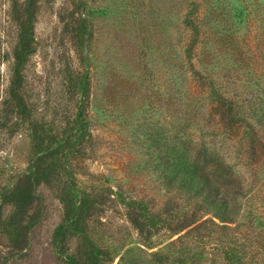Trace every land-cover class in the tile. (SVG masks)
Masks as SVG:
<instances>
[{
    "label": "rangeland",
    "instance_id": "obj_1",
    "mask_svg": "<svg viewBox=\"0 0 264 264\" xmlns=\"http://www.w3.org/2000/svg\"><path fill=\"white\" fill-rule=\"evenodd\" d=\"M194 1L200 3L196 15L205 25L189 59L186 52L194 35L184 17ZM11 6V0H0V109L17 42ZM82 25L87 29L83 50L75 34ZM35 39L24 92L39 119L61 121L72 113L77 96L67 90L70 76L87 69L93 74L88 109L94 149L76 158L73 167L79 187L102 200L89 219L97 244L113 258L127 255L139 264H155L153 252H170L172 262L186 258L180 250L187 247L201 252V264L224 263L222 250L216 249L221 240L205 232L197 243L162 230L151 238V248L147 247L127 208L114 194L145 198L155 210L160 209L169 193L146 163L139 138L146 132L169 135L192 120L194 138L216 135L209 140L211 146L222 154L229 151L227 158L237 164L238 177L245 186L253 185L242 205L253 208V220H239L229 231L234 240L238 238L240 243L234 245H239L241 254L264 261V129L259 131L256 155L249 163L243 129L236 128L224 137L222 111L201 83L202 77L212 75L237 111L246 100L264 97V0H41ZM30 152L25 131L0 126V187L26 170ZM40 191L45 199L44 214L29 232L26 249L7 261L10 245L0 236V264H67L52 243L63 205L55 191L48 187ZM175 200V212L191 213L184 197ZM213 234L214 238L227 237L221 230ZM248 234L251 245L247 244ZM244 237L248 238L241 241Z\"/></svg>",
    "mask_w": 264,
    "mask_h": 264
},
{
    "label": "trees",
    "instance_id": "obj_2",
    "mask_svg": "<svg viewBox=\"0 0 264 264\" xmlns=\"http://www.w3.org/2000/svg\"><path fill=\"white\" fill-rule=\"evenodd\" d=\"M11 1L9 15L17 27V42L12 56V75L0 109V126L12 132L25 131L30 138L31 152L26 170L0 187V236L5 237L10 245L7 261L17 258L26 249L29 232L44 214L45 199L40 190L48 187L55 191L63 205L62 220L54 230L52 243L58 256L67 264H139L127 255L113 258L109 250L92 239L89 219L97 212L102 200L79 187L73 167L76 158L94 149L95 139L88 109L93 74L87 69L84 74L73 72L70 76L67 90L77 96L72 113L65 115L61 121L39 119L26 98L24 87L26 66L36 51L35 24L41 0ZM199 6L200 3L194 1L184 17L186 26L194 35L186 52L189 59L205 25L204 20L201 23L196 15ZM86 32L84 25L75 30L82 50L85 48ZM211 76L202 77L201 83L206 85L209 99L216 102L218 110L222 111L223 135L229 137V131L242 128V137L249 143L245 146V153L250 156L249 163H253L259 131L264 129V97L246 100V105L241 104L237 111L235 102L223 95L222 87ZM191 121L179 125L178 130L169 135L146 132L144 138H139V147L146 152V163L164 183L165 192L169 193L160 209L155 210L145 198H128L121 192L114 194L127 208L131 223L149 248L153 235L162 230L181 239L193 238L197 243L202 235L207 234L217 241L221 240L216 249L222 250L223 264H264L263 258L257 261L241 254L239 245H234L239 240H234L230 232L239 220L250 223L253 220V208L242 206L253 185L245 186V182L238 177L237 164H232L227 158L229 151L222 154L211 146L209 140L215 139L216 135H204L199 140L194 138ZM244 161L248 162V158ZM179 195L185 198V205L192 207L191 213L179 215L178 210L175 212L178 205L175 199ZM215 230H221L227 237L220 234L219 238H214ZM248 237L247 244L251 245L250 234ZM248 237L241 238V241ZM73 240H76L75 245ZM192 250L194 248H183L180 250L182 257L190 258H179L173 262L170 252H153L154 262L201 264V252Z\"/></svg>",
    "mask_w": 264,
    "mask_h": 264
}]
</instances>
